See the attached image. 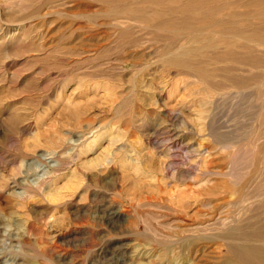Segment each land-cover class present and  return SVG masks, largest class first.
Listing matches in <instances>:
<instances>
[{
	"label": "rangeland",
	"instance_id": "rangeland-1",
	"mask_svg": "<svg viewBox=\"0 0 264 264\" xmlns=\"http://www.w3.org/2000/svg\"><path fill=\"white\" fill-rule=\"evenodd\" d=\"M259 212L264 0H0V264H219Z\"/></svg>",
	"mask_w": 264,
	"mask_h": 264
},
{
	"label": "bare ground",
	"instance_id": "bare-ground-1",
	"mask_svg": "<svg viewBox=\"0 0 264 264\" xmlns=\"http://www.w3.org/2000/svg\"><path fill=\"white\" fill-rule=\"evenodd\" d=\"M132 162L135 163L136 161ZM248 211L250 209H243V216ZM251 219V221L248 220L245 223H243V218L237 219L234 225L229 228L228 234H221L220 238H216L223 241L229 247L228 259L219 264H264V212L257 213L254 219ZM206 238L197 235L192 237L194 240H203ZM211 238L215 239L214 237ZM189 247V250H195L197 247L195 241L189 240ZM199 253H201L200 250L195 251V256H198V261L195 263L193 261V264H199Z\"/></svg>",
	"mask_w": 264,
	"mask_h": 264
}]
</instances>
